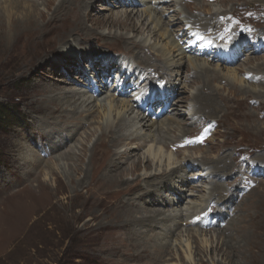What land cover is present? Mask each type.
<instances>
[{
	"label": "rangeland",
	"instance_id": "374dc122",
	"mask_svg": "<svg viewBox=\"0 0 264 264\" xmlns=\"http://www.w3.org/2000/svg\"><path fill=\"white\" fill-rule=\"evenodd\" d=\"M30 1V5L31 3H38L40 6L39 9L44 10L42 2L45 0ZM131 1H134L136 4L125 5L124 7H111V5H109L108 3V0H105V2H103L102 0H96L93 5V8L89 10V13L100 19H104L110 16L124 19L127 15H131L135 23L138 25V32L133 33L130 28L112 26L107 24L99 25L98 27L96 26V29L93 30L91 29L93 26L92 20H85L82 23L86 24L88 31H93L99 36L104 34H111L116 35L120 38L128 37L138 43H147V45H150L152 47L156 46V50H153L154 52H150L149 50L145 49L143 55L151 59L159 57V61L162 55H160L156 51H159L161 45L165 44L168 39L161 38L163 28L162 31L160 29L158 31L152 24L151 19L154 20V15H151V18H148L149 13L146 14V12L150 10L151 7L156 10L158 14H162V24L164 26L169 24L168 20L170 19V17L175 15V12H177V15L180 14L179 18L182 20L186 17V15H194L206 19L207 17L210 18L213 15L219 13L220 18H224L226 20V17L231 18L233 16H236V18L238 19L237 22L234 20V25H228L226 28H223L219 34L221 36V40L226 42H231L232 37L236 38V35L234 33H238L237 29L240 31L245 29V26L250 28L251 30L249 31V35H246L247 39L250 38L247 42V46H253L252 39L257 37V35H263L264 33V0H225V2L223 3H220L221 1L219 0L214 1L213 3H209L210 1L207 2L206 0H157V2L156 0ZM140 3L143 5H140ZM1 6H4V4L0 3V7ZM224 14H226L227 16ZM145 19L149 20L148 22L146 21L147 24L144 21ZM183 21L185 23L187 22V20ZM176 23L170 24L168 28L170 30V34H178L180 28H182V26L184 25L180 23L178 24V22ZM52 25L58 26L55 23V20L52 22ZM252 26H254L255 29H253ZM79 27L81 26H76L74 28ZM87 28L84 31H86ZM185 28L183 32H181L182 34L180 33V35L182 37L186 34L187 39L189 31L185 30ZM194 33L200 34L198 32ZM171 36L173 38L172 34ZM41 38H43V35L35 37L36 40H40ZM175 38L177 40H180L179 38H177V36H175ZM96 39L102 40V38H95L94 40ZM192 41H194V39H192ZM187 43L188 45L192 46H201L200 40H198L197 43L193 44L189 43V41ZM263 43L264 40L262 41V44ZM254 46H256V44ZM92 47L96 49V51L100 55L104 54V56L106 55L107 57H110L112 55L113 58H119V60L120 58H122V60L126 64L133 65L129 63V61L133 63L134 60H129V58L125 59V57L127 56L124 57V54L119 50L115 49L114 46H111L112 48L99 47L97 45H94ZM83 49L84 48H81V50ZM260 49H257V52L255 53H253L252 50H248L246 54L241 55L240 59L238 60V63L234 64L232 67H225L219 64L216 59H213L212 57L204 59L202 57H196L195 55L188 54L190 55V58L192 57L191 59L193 61L195 59V64L210 65L211 72L207 74V78L206 76H204L202 81L204 80V82H206L208 78H213L216 80V78H218L221 73L220 71H222L223 76H226V82L225 80L220 81L221 83L218 82L217 84H215L214 89L219 90L224 98L232 97V101L239 99L240 109L244 113L235 120L231 119L228 115L229 108H227L224 104H219V111H217L216 114L214 112L213 114H211V116H207L208 118H206V122H218V129H216L212 137L213 139H210L208 145L203 146L199 149H184L183 145L180 143L171 145L172 147L170 145L165 146L164 148L163 144L168 142V140L162 136H160L161 139L159 138V136H156L153 140L157 139L163 144H157V142L152 140L151 143L149 142V144H147L146 146H141V149L136 151L132 156L126 155L121 160H115L117 161V163L120 164V166L127 167L132 166V162L137 160L139 157L142 160L146 161L147 159H150L153 162V167L151 166L148 171L143 167L138 173L134 174L133 172V174L130 173L128 176H126L125 180L128 181L130 185L134 184L137 180V177L139 176L143 177L144 180H142L145 184L153 180L161 182V177L163 173L169 174L172 170L186 165V162H191L190 164H195V166L201 165L202 168L204 166V162H206L207 160L212 163L213 161H216L221 157L226 158L228 154H231L233 160L234 157L236 158L239 167L241 166L240 162L243 161L242 157H244L247 152L248 156L254 161L259 162V164H261L260 162H264V76H255V74L263 72L259 68L260 65L263 67L262 64H264V49ZM248 53H251L250 56L248 55ZM128 56L133 57L132 54H129ZM249 57L259 59V61H257L256 63H250V61H248L250 60ZM164 58L166 59V64L163 58H161L162 62L167 68H170L172 66V60L174 57ZM80 59V57L76 59V61H78V65H76V67L78 66V70L83 72L82 76L78 75L77 72H70L71 68L69 67H66L67 69H70L69 72L64 70L65 66L62 68L63 58L61 57V54L52 55L48 60V64L36 66L30 71H24L22 74L18 70H16L19 64H17L15 58H11L6 65H4V60L0 58V106L7 108L9 113H11V115L4 118L3 123L0 124V264H252L251 253L254 252L250 251V246L251 244H254V241L250 242V238L253 235L250 231L244 234V227L241 225L244 224V222H241V220L249 217L250 212L254 211V208L256 206L255 203H257V201H259V198L264 194V180L263 182L259 181V183L257 184L258 186L252 188V190L256 189V192H254L251 197L246 199L244 203L242 202L243 196L241 198V196L239 197L235 195L233 204L231 205V209L229 210V219L226 222H222L219 219V224L217 223L211 229H205L207 232L204 229L197 228L196 226H191V224L187 225V219L183 221L181 227L183 231L188 228L204 231L203 237H199V242L202 245L208 242L207 246L209 247L206 248V245H204L205 253L201 256H198L197 252H195L196 250H194L192 253L193 258L189 261L188 254L185 253L186 251L184 248L186 245L185 241L186 239H188L186 237L188 232L184 233L183 235L182 232L179 233V230L173 236H169V238L164 242L161 238L162 234H164V228H155V231L149 232V234H147V237H150L151 239L154 238V241L156 242H158L159 240V242H167L168 245L172 244L173 246L171 245L172 249L170 250L171 255L162 256L158 254L157 251L154 250V248H156L157 246L155 247L152 242L145 244V246H148V248L150 249V252H147L146 249H141L135 243L130 242L127 237L119 238L120 236H122L121 234L125 235L127 233V235H129L131 232V234H134L137 231L141 232L140 226L129 225L126 226L125 229H117L113 227L104 231L100 229L102 225L114 226L113 222L116 221L115 219L112 220L107 212L102 211L104 207L111 205V201L106 198L104 194L99 195L100 199H98V201H94V203L103 202V206L93 205V207L90 206L89 208H80L78 207L77 203L82 202V200L80 198L72 200V198H75L72 192V187H70L67 192H60L57 189L56 184L52 181L53 177L50 176V174L48 176H45V172H43L44 170H42L41 174L39 173L41 172L40 170L38 172L39 174L36 175V177L35 175H32L31 177L23 174L8 173L11 168L16 170L19 167L18 162L15 160V153L7 146L8 143L9 145H11L10 141L12 140L19 145V148H23L26 152L30 151L29 153L32 155H38L39 153L41 158L46 161L49 160V158L51 157L49 148L46 149L47 152H42L41 149H36V145L34 142L36 136H33L32 140H29V138H27V140L25 141L17 136L22 133L33 134V130L31 127L33 123V118L26 108L33 110L38 109H36L35 105L32 104L33 102L31 99L23 100V93H29L34 82L37 83L41 81V78H45L49 81H52V83L58 84L59 82L57 79L61 78L62 81L65 82H60L58 86L63 92L70 93L73 91L82 90L83 93L86 94V97H89L90 94L87 92L86 89H84V87L90 86L94 88V85L90 83V80L96 81L98 85H101V80L98 77L101 73H99L96 69V67L100 68V66L95 65L93 60L92 62H87L85 57L82 58L85 59V61H82ZM178 59L179 58H176L175 61H177ZM188 59L189 58L182 60V65H184L183 70L185 72V77L183 78L182 84L177 83L178 87L180 88V92L179 94H175V98H173L172 100L173 105L176 104L174 102H177V100L178 102L181 101L182 107L180 108V110L185 112L187 115V110L183 108L187 106V103H185L187 101V98H189L191 95L195 94L198 90L202 88V84L195 85L198 82H195V84L189 86L190 82L193 80V78H195L196 71H194L193 68L190 67ZM209 60L212 62H210ZM96 62L98 63V60H96ZM116 63L117 62H114L115 66ZM118 63H120V61H118ZM90 69L94 70V73H92ZM237 69L239 73V80L238 78L234 80L233 78L230 79V77H227L230 76V73H227L228 70ZM133 71H135L136 73V79L142 78L143 80H141L144 81L145 84L149 81V79H146L142 74L141 76H139L140 72L137 71L135 68L130 70V72ZM246 72H252V78L254 77L256 81L254 82L251 80H247L244 77L247 81L242 82L241 79L243 77V74ZM61 73H64L65 77H61ZM154 76L157 77L156 75H153L151 78H153ZM55 78L56 80H54ZM75 78L77 79L75 80ZM126 82L128 84H131L128 81ZM164 82L165 81L160 83ZM157 83L158 82H154V84ZM107 84L109 87V83ZM155 90L158 91V89ZM203 91L206 94L210 92L206 88H204ZM254 92L257 94H255ZM252 93L253 95L259 97L258 100L253 99V97L251 96H247L248 94ZM107 97L108 95L103 94L102 97L100 96L98 98H94L98 99L101 106H103V102ZM132 98L133 97H124L121 99L132 102ZM84 99L86 98L84 97ZM158 109L159 108H157L156 110ZM81 111L84 112V108ZM104 112V107L100 109L99 106H96V112L88 118V121L94 120L96 123H93L92 126H90L91 129L87 130L85 128H81L72 138V142L70 141L67 146H63L61 148L60 152L54 154L55 160L58 159L57 156H59L60 153L62 156L63 154L72 150L71 153H74V156H77L83 149L86 148L88 150L86 164H88L90 155H92L96 149H99L98 142L101 139L102 135V130L100 129V126H104V123H106L108 119V115ZM208 113H211V110H208ZM71 115L72 113L69 114L70 117ZM113 115L115 114L112 113V116ZM144 115L146 114L144 113ZM148 117H150V120L152 119L151 116ZM152 121L154 120L152 119ZM232 128H235L237 132L234 133V131H232ZM134 129H127L124 133L130 135L132 132H134ZM188 129L193 131L189 134V136L193 137L198 135L203 129V127L202 125L200 127H197L196 125L191 126L189 124ZM140 133L141 136H143L145 134V131H142ZM116 141L117 140H114V142ZM36 143L38 145H42V143L38 139V136L36 138ZM175 148L177 150H175ZM202 148H204V150ZM127 149L128 148L126 146H121L115 149L114 152L116 154H118V152L124 153ZM156 151L157 157L155 158L154 153ZM179 151L183 152L179 153ZM219 153L220 155H218ZM168 157H171V164H173L170 167L166 168L165 162L168 160ZM55 160L53 162H55ZM158 160L162 162L160 163L161 168H158V162H160ZM232 161L228 160L227 163L230 164ZM67 165H71V162L66 161L65 159H60L46 170H48L47 172L49 173V170L53 169L54 171H56V173H59V175L62 177L63 181L67 185H70L68 179L69 171ZM214 167L215 166L210 167V170H213ZM18 169L22 172L20 168ZM210 170L208 172H210ZM237 170L238 168L234 169L233 173L235 176H232L233 178L228 179L227 177H224L222 181L220 180L221 183H223L224 186H229L230 184H233L231 186H238L240 182L239 179L242 178L244 174L238 175L237 173H239V171ZM178 171L180 175H186L189 181L193 179H196L198 181L197 182L196 180H194L195 182H190V184H188V188L195 186L194 188L196 190L193 191V195H195L196 197L198 196L199 199L195 198L191 200L200 203L201 197L207 196V194L205 195L204 192H209V190L205 189V187L207 186L206 188L210 189L212 186H209L207 184L204 185V183L202 184L201 181L198 180L199 176L194 175L195 173H197L196 170H187V172L185 173L181 171V169H179ZM208 172H206V174ZM151 175H156V178H144L146 176L148 177ZM78 179L82 180L83 176H80ZM136 183L138 186L142 183V181ZM216 183L217 180L214 181V184ZM43 184L47 185L48 188L45 190L43 189L39 194V188L42 187ZM143 189L144 187L137 188V191L143 192ZM114 190V188H109L107 189V192H109L110 195L111 191ZM152 190H154V188H152ZM250 191H248L247 194H249ZM112 193L111 195H113ZM130 195L131 192L123 193L121 194V198H124V200H126L129 198ZM157 195L158 194H155V192L152 193V197L155 199L159 198V196ZM227 195V193L223 194L224 197H226ZM82 196L83 198H87L91 195L89 193L83 192ZM163 196L166 198L175 197H173L171 193H163ZM197 199L198 201H196ZM186 204L187 202H184L180 207L176 208V210H186ZM212 207H215V205L213 204ZM147 208H149L150 211L162 210L164 212H172L174 210L173 208L165 207L162 205H149L147 206ZM134 210V215L137 217H146L149 215L148 212L145 211L143 206H135ZM240 214H242V216L239 217L236 222L232 223L234 229H232L231 231H225L224 228L227 226L228 221L230 219H233V217H236V215ZM222 223L223 225H225L221 226ZM229 237H232L231 242L228 243L229 248L232 244L233 250L230 249L229 251L231 252L226 255V248L221 247V245L218 246V243L226 241L228 242V240H230ZM222 248L224 251H222ZM201 258H203L202 263L200 262ZM260 262L261 264H264V256L260 257Z\"/></svg>",
	"mask_w": 264,
	"mask_h": 264
},
{
	"label": "bare ground",
	"instance_id": "6f19581e",
	"mask_svg": "<svg viewBox=\"0 0 264 264\" xmlns=\"http://www.w3.org/2000/svg\"><path fill=\"white\" fill-rule=\"evenodd\" d=\"M102 1L105 2V0ZM219 1H221L220 3L225 2V0H219ZM30 2H31L30 0H0V3L4 4V6L0 7V58L4 60V65H6L11 58H15L17 64H19L16 70H18L21 74L26 70L30 71L32 68L36 66L48 64V60L52 55L61 54V57L63 58L62 68L65 66L64 70H66L67 72L70 71V69H67L69 67L71 68L70 72H77L78 75L82 76L83 72L78 70L77 68L78 66L76 67V65H78V61H76V59L80 57L81 58L80 60L85 61V59H82L83 57H85L87 62H92L93 60L95 65L100 66V68L96 67L97 71L101 73L98 76L99 78H103L104 75L105 76L108 75L110 77L112 76V70L115 69L119 70L121 67L120 63L118 64V61H120L119 58H113L112 55L110 57H107L106 55L104 56V54L100 55L96 51V49H94L92 46L97 45L99 47H105V48L106 47L112 48L111 46H114L115 49L119 50L124 54V57L127 56L125 57V59L129 58V60H134L133 63L131 61H129V63L133 64L134 66L132 65V67H134L137 71L140 72L139 76H141L142 74L146 79H149L146 85H144L143 88L141 87L142 89L140 91L141 93L145 92V88H147L148 86H154V82L160 83L165 81L164 83H160L161 85L164 86L163 89L167 91L165 92V95L167 97L169 95L170 99H172L171 98L172 95L175 98V94H179L180 92L179 90L180 88L178 87L177 83L182 84L183 78L185 77V72L183 70L184 65H182V60L186 58H189L188 63L190 67H192L193 70L196 71L195 78H193L189 86L195 84V82H198L195 85L202 84V88L198 90L196 93L194 92L195 94L187 98V101L185 102L187 103V106L183 108L187 110L188 115L182 110H180V108L182 107L181 101L178 102V100L176 99L177 102H174L176 104L174 105L172 104L173 109L171 113L166 116V118H163L162 120L152 121V119L151 120L149 119L150 117H148V115H144L142 111L137 109L139 107V104H137L136 106V102L133 101V98H132V102H129L124 99H121V97L117 95V90L124 91V89L116 90L115 87L113 88V86L108 87V84L107 85L102 84V85H98L99 90L97 89L98 91L96 96L94 94L89 93L90 96L86 97V94L83 93L82 90L73 91L70 93L63 92L58 86L60 82H65L62 81L61 78L57 79L59 82L58 84L52 83V81H49L45 78H41V81L37 83L36 82L33 83L29 93L26 94L23 93L24 95L23 100L31 99L33 102L32 104L35 105L36 109H38V110H33L26 108L29 114L33 118V123L31 126L33 130L31 131L33 132V134L22 133L17 136L24 141L27 140V138H29V140L30 139L32 140L33 136H36V138L38 136V139L40 140L42 145H38L37 144L38 142L36 143V138H35L34 142L36 145V149L39 150L41 149L42 152L43 151L47 152L46 149L49 148L51 157L49 158V160L46 161L43 158H41L39 153L38 155L37 154L32 155L29 153L30 151L26 152L23 148H19V145L16 144V142L13 140L10 141L11 145H9V143L6 142L8 143L7 146L9 147V149H11L15 153V158H16L15 160L19 164L18 168L22 170L21 172L18 168L16 170L11 168L8 171V173L23 174L31 177L32 175H35L36 177V175H38L39 173L41 174L42 170H44L43 172H45L44 173L45 176H48L50 174V176L53 177L52 181L56 184L57 189L60 192H67V190H69L70 187H72V192L75 196V198L74 199L72 198V200L79 198L82 200V202L77 203L78 207L80 208L83 207L89 208L90 206L93 207V205L103 206V202L94 203V201L95 200L98 201V199H100L99 195L104 194V196H106V198H108L111 201V205L104 207L102 211L107 212L110 215L111 219L112 220L115 219L116 221L113 222L114 226L102 225L100 229L104 231L113 227L117 229H125L126 226L129 225L140 226L141 232L137 231L134 234H131L132 233L131 232L129 235H127V233L125 235L121 234L122 236H120L119 238L127 237V239L130 242L135 243L141 249H146L147 252L148 251L150 252V249L148 248V246H145V244L152 242V244H154L155 247L157 246L156 248H154V250H156L158 254L162 256L171 255L170 250L172 249L171 248L172 244L168 245L167 242L163 243L162 241L165 242L169 238V236H173L177 231L180 230L179 233L182 232L183 235L184 233L188 232L186 236L188 239H186L185 241L186 245L184 247L186 251L185 253L188 254V260L189 261L192 260L193 258L192 253L194 250H196L195 252H197L198 256L204 254L205 253L204 245H206L207 248L208 242L204 243L203 245L199 242L200 240L199 237L200 236L203 237L204 231L196 230L193 228H188L185 231H183L181 228L183 221L187 219L186 220L187 225L191 224V220L194 217L204 213L206 210H208L211 207V205L214 204L215 207L212 208L215 212L213 218H218V220L220 219V221L226 222L230 216L229 210L231 209V205L233 204L234 196L236 195L240 197L241 192L245 190L242 189L243 187L241 188L244 176L249 175L250 166H258L259 162H256L253 159L250 160V157L247 154L248 152L246 153L247 156L246 159H248V161L246 160L241 161L240 167L237 164L236 158L234 157L233 160L231 154H228L226 158L221 157L218 160L213 161L212 163L209 162V160H207L206 162H204L203 164L204 166L202 168L201 165L195 166V164H190L191 162L190 163L186 162V165H183L175 170H172L169 174L163 173L161 177V182L153 180L145 184L143 183L144 180L143 177L139 176L137 177L136 182L139 183L142 181V183L137 186L136 182L130 185L128 181L125 180L126 176H128L130 173L133 174V172L134 174L138 173L140 169L143 167L148 171L151 168L153 162L150 159H147L145 161L139 157L137 160L132 162L133 163L132 166L127 167V166H120V164L117 163V161L115 160H121L126 155L132 156L136 151L141 149V146H146L147 144H149V142L151 143V141L156 136H159V138L160 136H162L168 140V142L165 141L166 142L165 144H163L157 139L153 140L157 142V144L158 143L163 144L164 148L165 146H169V145L171 146L179 143L182 144L183 139L185 137H191L189 136V134L193 132L192 130L188 129L189 124L191 126L196 125L197 127L198 126L200 127L203 124L209 123L206 122L207 120L206 118H208L207 116H211V114H213L214 112L216 114L217 111H219L218 109L219 104H224L227 108H229L228 115L230 116L231 119L235 120L236 118H239L241 115H243L244 112L240 109L239 99L232 101V97L224 98L219 90L214 89L215 84H217L222 80H225L226 78L225 75L223 76L222 71H220L221 73L218 76V78H216V80L213 78H208V80L204 82V80L202 81L204 76H206L207 78V74L211 72L210 65L207 64L197 65L194 62L195 59L193 61L191 59L192 57L190 58V55H193L192 53L196 52V54H194L196 57L198 56L207 59L210 58L209 53L206 54L204 50L198 52L194 48L190 49L189 47L186 46L185 43L186 34L183 35L182 37L180 35V33L183 32L185 26L192 25L194 29H197L196 32L198 33L201 32L207 37L218 40L219 38H221V36L219 35L221 30L223 28H226L228 25H231L233 23V20L228 17H226L227 20L224 18H220V14L217 13L210 18L207 17L206 19L205 18L203 19L199 16L186 15V17L183 19L185 21L187 20V22L185 23L182 19L179 18L180 14L177 15V12H175V15L170 17V19L168 20L169 24L164 26L162 24V19H163L162 14H158L156 10H154L152 7L151 8L149 7L150 10L146 12V14L149 13L148 18H151V15H154L155 17L154 20L151 19L152 24L155 26V28L158 31L159 29L162 31L163 28V33L161 34V38L168 39L165 44L162 45L160 44L161 45L159 50L160 52L159 51L156 52L162 55L161 58L165 60V64H166V59L164 57L179 58L177 61H175L176 58L175 59L173 58L172 66L170 68H167L165 64L162 62L161 58L159 61L158 60L159 57H155V59L154 58L151 59L143 55L145 49L152 52L153 50L154 51L156 50V46L152 47L150 45H147V43H143V42L138 43L134 40H131L128 37L120 38L116 35H111V34L110 35L104 34L99 36L95 34L93 31L92 32L88 31L86 24L82 23L85 20L87 21L92 20L93 26L91 29L93 30L96 29L95 28L96 26L98 27L99 25L107 24L112 26L130 28L133 33L138 32V25L135 23L131 15H127L124 19L118 17H112V16L104 19H100L89 13V10L93 8V5L96 2V0H45L42 2V5L44 6V10L39 9L40 6L38 3H31L30 5L29 4ZM108 3L109 5H111V7L112 6L124 7L125 5L136 4L134 1L131 0H108ZM140 5L143 4L140 3ZM54 20L58 26L52 25V22ZM144 21L146 23V21L148 22L149 20L145 19ZM176 22H178V24L180 23L184 25L182 26V28H180L178 34L175 35L171 33L173 35L172 38L170 34V30L168 28L170 24L172 23L174 24ZM76 26H81V27L74 28ZM86 28L87 30L84 31ZM39 35H43V38H41L40 40H36L35 37ZM175 36H177V38H179L180 40H177ZM95 38H102V40L101 39L94 40ZM259 40L260 41L258 44L260 45L262 44L263 39L260 38ZM241 41L242 39H238V42ZM243 41L246 42V38H243ZM81 48L84 49L81 50ZM242 49L243 47H232L230 50L228 48L225 49L221 54L226 56L228 61L224 63L223 61L224 59L221 58L223 60L218 63L222 64L225 67L226 66L232 67L231 64L233 63L234 60L233 58L239 59L240 57L239 51ZM250 50H252V52L254 53L255 48ZM129 54H132L133 57L130 56L132 57L130 58L128 56ZM250 54L251 53H248L249 56ZM249 58L250 60L248 61H250V63H256L257 61H259V59L253 57H249ZM96 60H98V63L96 62ZM114 62H117L116 66L114 65ZM117 64L119 66L118 67L119 69L117 68ZM262 65L263 67L260 65L259 69L262 70L263 72L255 74V76L258 75L264 76V64ZM90 71L94 73V70L90 69ZM227 73L228 74L230 73V76H227L230 77V79L233 78L235 80L239 76L238 69L228 70ZM249 74H252V72H246L243 74V77L241 79L242 82L247 81L245 79L246 78L245 76ZM153 75H156L157 77L154 76L153 78H151ZM60 76L65 77L64 73H61ZM76 79L77 78H75V80ZM54 80H56V78ZM135 83H136V79H135ZM135 83H133L132 85V84H128L126 81H123V83H120L118 86L121 87L135 86L136 88ZM204 88L208 89V91L210 92L206 94L203 91ZM113 90H115L114 95L111 94ZM103 94L108 95V97L104 100L103 102L104 105L101 106L99 100L95 99L94 97L96 98L100 96L102 97ZM165 95L163 97H165ZM125 96L126 95L122 96V98H124ZM247 96H251L255 100H258L259 98L258 96L253 95V93L248 94ZM84 97L86 99H84ZM167 99L168 98H165L163 101ZM96 106H99L100 109L104 107L105 110L104 113L108 115V119L107 122L104 123L105 124L104 126L103 125L100 126V129L102 130V135H101V139L98 142L99 149H96L93 152V154L90 155L89 163L86 164V158L88 154V150L86 148L83 149L80 152V154L77 156H74V153H71L72 150L63 154L62 156L60 153V155L57 156L58 159L55 160L54 154L60 152L63 146H67L68 143L72 140V138L81 128H85L88 130L91 129L90 126H92L93 123H96L94 120L88 121V118L96 112ZM83 108H84V112L81 111L83 110ZM208 110H211V113H208ZM70 113H72L71 117L69 116ZM81 113H83L84 115ZM112 113H114L115 115L112 116ZM127 129H134L133 130L134 132H132L130 135H127L124 133ZM34 131L37 133H35ZM142 131H145V134L143 136H141L140 133ZM232 131H234V133L237 132L235 128H232ZM114 140L117 141L114 142ZM121 146L122 147L126 146L128 149L125 150L124 153L118 152V154H116L114 152L115 149ZM197 148L199 149L201 147H197ZM202 149L204 150V148ZM182 152L183 151H179V153ZM154 154L156 158L157 151ZM218 155H220V153ZM60 159H65L66 161L71 162V165H67L69 171L68 179L70 185H67L63 181L59 173H56V171H54L53 169H50L51 171L49 170V173L47 172L48 170H46L52 165H54V163ZM54 160L55 162H53ZM228 160L229 161L233 160V161L230 164H228L227 163ZM167 161L165 162L166 168L170 167L173 164V163L171 164V157H168ZM160 163L162 162L161 161L158 162V168H161ZM260 163L262 165H260L259 168L262 171H264V162H260ZM246 164H248L249 166V168L246 167L247 170L244 168V165ZM212 166L215 167L213 170H210L211 169L210 167ZM235 168L236 169L238 168L237 170L239 171V173H237L238 175L244 174V176H242V178L239 179L240 182L238 186L237 185L231 186L233 184H230L229 186H224L223 183H221V181L223 180L224 177H227L228 179L233 178L232 176H235L233 173ZM179 169H181V171H183L184 173L187 172V170H196L197 173H195L194 175L199 176L198 180H200L202 184L204 183V185L207 184L209 186H212L210 189L206 188L207 186L205 187V189L209 190V192L208 193L204 192L205 195L207 194V196L201 195L202 197L200 199V203L191 200L195 198L199 199L198 196L196 197L195 195H193V191L196 190L194 188L195 186L188 188V184H190V182L191 183L195 182L194 180L196 179L189 181L186 175H180L178 171ZM40 170L41 172H39ZM209 170L210 172H208ZM206 172L208 173L206 174ZM80 176H83L82 180L78 179ZM154 177L156 178V175L154 176L151 175L148 177L146 176L144 178L151 179ZM215 180H217L216 184H214ZM141 187H144L143 189L144 191L143 192L137 191V188H141ZM47 188L48 186L43 184V186L39 188L38 193L40 194V192L43 189L45 190ZM109 188L115 189L114 191H111V193L113 192L112 193L113 195H111V193L109 195V192H107V189ZM152 188H154V190H152ZM83 192L89 193L91 196L87 198H83L82 196ZM127 192H131L129 198L126 200H124V198L122 199L121 194ZM153 192H155V194H158L157 195L159 196L158 199L152 197ZM254 192H256V189L251 190L249 194L247 193L244 194L243 192L245 196H243L242 202L244 203L246 199H248L254 194ZM163 193L166 194L171 193L172 196L175 197L166 198L163 196ZM224 193H227L228 195L224 197L223 196ZM198 199L196 201H198ZM184 202H187L186 204L187 209L186 210L184 209L183 211L176 210V208L180 207ZM149 205L152 206L162 205L165 207L173 208L174 210L172 212L171 211L164 212L162 210L150 211L149 208H147V206ZM255 205L256 206L254 208V211L250 212L249 217L243 219L244 221L241 219L240 220L241 222H244V224H241L244 227V234L250 231L253 235L250 238V242L254 241V244H251L250 246V251L254 252L251 253V259H252L251 263L261 264L260 257L264 256V253H261L264 252V194L259 198V201H257ZM135 206L137 207L143 206L145 211H147L149 215L146 217L135 216L134 215ZM241 216L242 214L236 215V217L230 219L224 230L231 231L232 229H234L232 223L236 222L238 218ZM158 227H162V229L164 228L163 229L164 234H162L161 236L162 238L161 242H159V240L158 242H156L154 241V238L151 239L150 237H147L148 236L147 234H149V232L155 231L154 229ZM231 238L232 237H229L230 240H228V242L226 241V242L218 243V246L221 245V247L226 248V255H228L231 252L229 250L232 249L233 247L231 244V247L229 248V244H228L229 242H231ZM223 248L222 251H224ZM202 261L203 258L200 259L201 263Z\"/></svg>",
	"mask_w": 264,
	"mask_h": 264
},
{
	"label": "trees",
	"instance_id": "16d2710c",
	"mask_svg": "<svg viewBox=\"0 0 264 264\" xmlns=\"http://www.w3.org/2000/svg\"><path fill=\"white\" fill-rule=\"evenodd\" d=\"M10 115H11V113H9L7 108L0 106V124L3 123L4 118H6Z\"/></svg>",
	"mask_w": 264,
	"mask_h": 264
},
{
	"label": "clouds",
	"instance_id": "9594fccd",
	"mask_svg": "<svg viewBox=\"0 0 264 264\" xmlns=\"http://www.w3.org/2000/svg\"><path fill=\"white\" fill-rule=\"evenodd\" d=\"M217 62H218V61H217ZM221 65H222V64H221ZM121 98H122V97H121ZM212 137H213V136H212ZM212 137H211V138H212ZM185 138H186V137H185ZM211 138H210V139H211ZM210 139L208 140V143H209ZM207 145H208V144H207ZM251 160H252V158H251ZM263 180H264V179H260V181H263ZM257 186H258V185H257ZM257 186H256V187H257ZM191 226H192V225H191ZM196 227L199 228L198 226H196Z\"/></svg>",
	"mask_w": 264,
	"mask_h": 264
}]
</instances>
